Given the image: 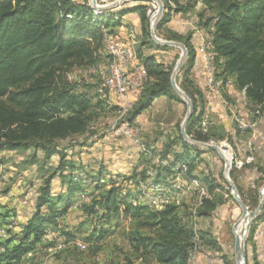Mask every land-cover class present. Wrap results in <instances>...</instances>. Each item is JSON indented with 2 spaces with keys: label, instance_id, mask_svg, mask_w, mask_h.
Here are the masks:
<instances>
[{
  "label": "trees",
  "instance_id": "trees-1",
  "mask_svg": "<svg viewBox=\"0 0 264 264\" xmlns=\"http://www.w3.org/2000/svg\"><path fill=\"white\" fill-rule=\"evenodd\" d=\"M165 2L169 10L163 14L156 30L160 32L164 29L167 34L165 39L181 41L187 51L180 75L176 78L178 86L192 102L193 112L187 122L186 133L189 136L193 134L192 131L205 134L197 127L200 126L204 102L201 92L193 86L189 77L196 56L190 36L180 35L166 28L171 19V10H174L169 2L176 4V12L187 11L200 3L202 11L198 13V17L203 19L200 20L201 27L210 34L208 53L218 90L220 84L225 85L231 80L234 88L252 106L251 112L260 106L259 112L262 115L264 0H186L185 5L179 4L178 0ZM132 12L139 16L141 32L136 33L137 39L140 34L142 40L137 48V55L143 63L146 79L139 85L135 98H130L132 108L124 117L129 122L150 108L157 98L165 97L181 102L170 84L172 66L159 62L153 55L142 54L145 48L151 47V42L147 39L149 23L145 5H125L115 11L95 13L86 1L0 0V152L30 149L43 152L44 160L40 169H44L45 163L52 156L58 157L57 165L44 177L43 184L38 189L35 210L31 217L21 224L18 232L10 233L9 238L0 241V264H21L24 255L36 250L45 235V229L57 227L58 220L69 210L72 198L82 190L81 184L73 182L79 169L82 170V177L85 173L86 178L93 179L92 187L98 191L96 198L86 209L95 226L84 237L85 242H97L103 234L112 231L111 223L114 222L112 224L117 227L119 215L122 213L133 222L128 235L130 243L141 258H152L154 264H189L195 249L201 244L215 246V242L206 238L204 232L198 235L191 226L187 228L181 223L177 204L167 203L156 208L152 204L137 200L128 201L126 194H123L124 186L116 185L111 176L103 175L104 182L101 179V170L93 175L84 171L82 166L74 165L63 146L71 139L84 135L93 119L94 109L103 106L98 102L94 103L91 94L76 91V84L69 82L66 77L67 72L72 67L96 64L100 60L105 35L111 39L118 38V29L123 27V17ZM206 12L209 14L205 16ZM155 48L170 49L168 46ZM104 102L103 99L102 103ZM115 109L119 112V105ZM252 119H255L254 115ZM199 137L208 139L205 135ZM211 137H215L214 132H211ZM87 143L84 145H88ZM177 145H181V150L174 149ZM69 146L68 144L67 147ZM160 152L159 159H166L168 163L164 166L158 165L157 173H167L175 163H183L187 165V176L184 177L186 181L198 180L201 176L196 173V152H191L190 146L180 136L168 138ZM33 161L34 159L30 164ZM257 171L260 173L259 179L264 180V168L258 166ZM146 173L144 169L140 177L138 176L139 182L148 178ZM55 176H59L66 184L63 196H54L51 191ZM130 177L131 180L138 178ZM201 184L209 195L219 187L209 174L203 175ZM104 186L107 190L100 192ZM237 189L240 192L239 187ZM93 193L95 192L90 196ZM240 197L243 199L242 195ZM61 201L64 204L60 206ZM216 207L212 195V198L202 197V203L195 213H192V209L190 211L194 215L206 216ZM262 220L264 200L254 223ZM144 229H150L153 234H145ZM65 235L69 240L77 238L75 232H65ZM196 237L199 243H192L197 240ZM252 260L257 264L254 256ZM223 262L231 264L227 260Z\"/></svg>",
  "mask_w": 264,
  "mask_h": 264
},
{
  "label": "rangeland",
  "instance_id": "rangeland-1",
  "mask_svg": "<svg viewBox=\"0 0 264 264\" xmlns=\"http://www.w3.org/2000/svg\"><path fill=\"white\" fill-rule=\"evenodd\" d=\"M112 1L114 0H106L104 2L109 3ZM165 1L166 0H161L164 5V11L158 19V22L163 17L165 11L169 10L165 6ZM79 2H82V0H79ZM183 2L186 3V0H178L179 4H183ZM86 3L89 5V2ZM129 3H134V1L130 0L114 9H110L109 11L118 10L120 8H123L125 5L129 6ZM152 4V2H147V4L145 5L146 13L149 9L151 11H154ZM169 5L174 8V10L170 9L171 13L175 14L176 4L174 2H171V4ZM201 11L202 6H199L196 9L194 8L192 15L197 17L198 13H201ZM206 14L209 13L206 12L205 16ZM149 18L150 17H148V23ZM158 22L156 23V26ZM195 22L196 21L192 22V26L194 28H196L197 26ZM156 26V36L159 39L167 40L164 38L165 35L167 36L165 30L163 29V31L161 30L159 32V30H156ZM128 28L130 29L126 32L125 35L127 48H131L137 51V48L142 40V36L139 34V37L136 41L135 32L137 31L132 27ZM131 31H133L134 33ZM140 32L141 30L139 31V33ZM148 32L149 37L147 39L150 40L151 47L145 48L142 51V54L153 55L159 62H163L164 64L172 66L173 68L181 54V50L179 48L171 46H168L170 48L168 50H157L155 46L164 45L156 43L154 41V39L150 35L149 24ZM123 37V34L118 35L119 39H122ZM177 42L182 43L181 41ZM101 62L102 61L100 58V60L93 66L72 67L69 69L66 75L69 82H71L72 84H76V91L84 93L87 92L88 94H91L90 96H92L91 98L93 99L94 103L98 102L99 105H103L94 109L93 119L89 123L87 132L84 135L77 136L74 139H71L68 143L63 144V146L66 148L67 157L73 161L76 157H78V155L81 154L82 151L84 152L85 143H94L98 139H102L104 136L109 137V135L114 136L115 138L113 130L120 125L121 120L122 125H132L133 123H136V120H133L131 122H127L126 120H124V113H122V111L120 110L118 112L117 109H115V106L119 105L121 102L112 93H108L106 90H104V87L102 86V82H100L98 75H92L90 73L89 69H97L94 67ZM184 62L185 59L182 63V66ZM181 68L178 70L176 78L179 77ZM139 78L142 80L140 81L136 75L132 76V83L134 82L133 85H135L136 88L132 91H129V93L127 94V98H130V94L138 89L139 85L146 79V76L144 77L143 74H139ZM217 83L219 85L218 81ZM178 97L180 98L181 102L171 101L169 99H160L152 109L146 111L143 114V119L137 121V124H135L138 127V135H136L133 139L123 137L122 135H119L118 137L116 136L117 138L115 139L116 142H118L117 146H119L117 149L118 151H120V149H125V153L128 151V149H130L129 146H131V148L135 147L133 151L129 152V157L126 159L127 161H132V163L134 162L136 164L133 165V168L135 169L128 170L129 174H126L124 176H139V173L141 174L143 168L147 171L146 175L148 177L144 182H139V178H137L136 180H131L132 177H130L126 180V178L123 179V177H121L122 181L127 182L124 183V185L128 184L129 193L126 194V197H128V201L137 200L141 203L152 205L154 204L153 207L156 208H161V206L167 203L177 204V212L179 213L181 223L187 228L191 226L193 230H196L199 233L198 235H200V232H204L207 236L206 238L210 239L212 242H215L214 247H208V251H211L213 254L212 259L220 256L223 260H227L231 264H236L234 254L233 227L235 228L241 220L242 211L238 203L234 200L231 194L229 183L226 181L224 159L221 158L217 154V152L210 146H206L205 144H214V146H217L220 151H227L228 155L226 154V160H228L229 158L232 162V170L228 174V178L236 185V187L238 185L237 177L242 174L244 168L251 167L253 169H256L257 171L254 154L252 151H250V149L252 148L251 146L248 147V151L245 153V156H247V154L249 153H252V156L254 157V160H252L253 162L245 164L242 168L237 169V167L234 166V162H238V159L245 158V156L241 157L238 154L239 152L241 153V146L230 137L228 131H224V129L218 128L216 126L213 127L214 124L216 125V123H214L215 118H213L207 110L211 122L209 129L206 132H203L205 134H199L195 133L196 131H192L193 134H191L190 138L194 141H197V143L194 145L188 144L190 146L191 152H196V173L201 175L199 176L200 180L198 179L200 183L196 179H192L191 181H189L190 183L185 179L183 180L184 176H187V174L185 173L187 171H184V166H187L186 164H183L184 166H182L180 165V163H175V166L173 165L172 167H170V171L167 173L163 171L157 173V171H154V169H156L157 166L160 165V162H162L161 166H164L168 163L166 159H163L164 161H161L159 159L161 155L160 149L164 142L171 136L175 137L177 135L181 137L180 125L183 121V118L185 117L187 106L182 101L179 95ZM103 99L106 102H104L105 105L102 103ZM203 107H205L204 104L202 106L201 119H203L205 112L203 110ZM236 109L237 108H234V106L232 105L229 110L226 109L228 111L227 120L229 119L231 128H234V130H237L242 135L249 134L252 136L254 132L250 129H246L244 131L238 130L236 121H234L235 118H239L244 121H249L250 119L245 120L243 118L244 116L237 111L238 109ZM197 127H200L201 131H203L201 126L197 125ZM255 130H257V127L255 128ZM211 132L215 133V137H211ZM194 134L198 137H195ZM200 135L201 137H203L204 135L208 136V139L206 140L204 138H200ZM135 138H138V141H136ZM109 139L112 140L111 138H108L106 139V141H109ZM210 140L213 141L212 144L208 143L210 142ZM182 141L185 142L183 139ZM224 141L226 143L224 149L220 147L218 143H214ZM125 143L127 145H125ZM68 144L70 145L69 147H67ZM174 149L177 151L181 150V145H177V148L174 147ZM108 151L112 153L115 152L113 147ZM33 159L34 163L30 164V161ZM43 160V152L33 151L32 149L28 151L16 150L0 152V241L7 239V235L10 236V233L18 232L20 230L21 224L26 222V220L31 217L32 213L34 212L38 189L43 184L44 177L47 176V174L50 173L57 165L58 157L52 156L45 163L46 165L44 166V169H40V164L43 163ZM104 160L105 159L103 158L99 160L101 163L99 161L81 162V159L76 160L75 162H79L76 163V165L78 164L82 166L84 171L88 172L89 174L96 175L99 173L98 171L108 167L107 165H104ZM106 160H108V162H111L112 156L107 157ZM128 164H130V162H128ZM180 166H182V168H179ZM88 170H90L91 172H89ZM185 170H187V167ZM81 171V169L78 170L75 178L73 179V182L81 184L82 190L78 191L72 198L69 210L63 217L58 220L57 227L52 226L45 229V234L46 231L53 230V234L50 236V239H45L44 235L36 250L23 256L21 264H154L152 258H141L139 256V253L136 252L133 245L130 243L128 235L132 230L133 222L132 220H125L124 216H121V218H119L118 226L115 229H112L113 231H111L110 234H103V236H101L97 240V242L94 240H89L87 243L83 240L85 236L89 235L92 232V229L95 226V223L89 219L86 213V209L90 205L91 201L96 198L98 191H95L92 187L93 184H91V180L93 179L86 178L85 173L82 177ZM105 171L107 170L105 169ZM177 171H180L179 174L180 176L183 175V178L181 177V180L177 179L176 181V179H174L171 175L172 173H178ZM123 172L127 173L126 171ZM101 173V179L105 182L103 175H106V177H109L110 175L105 174L104 172ZM120 173H122V171ZM204 174H209L210 177L214 179L215 184L219 185V187L213 191V194L209 195L205 187L201 184V180ZM257 174V178L255 179V181H252V183L249 185V188H242L238 185L240 189V192L238 193L239 195L241 193L243 201L245 199L244 203L249 210H255V208L257 207L260 197V189L264 184V180L262 178L259 179L260 173ZM156 175H158L159 177L156 178ZM193 180H196L199 184V187L204 190V195L200 194L201 191H198V188L196 186L191 185ZM160 181H163L164 184L167 183V185L170 183L168 186H172H160L154 189V184H158ZM152 182L155 183L151 185ZM102 189L103 190L100 192H104L105 190H107V187L104 186ZM51 191L54 196H63V193L66 191V184L60 180L59 176H55L52 180ZM93 191L95 193L92 194V197L90 195ZM159 192L161 193V195H163L161 200V195ZM154 194L156 197L154 196ZM212 195H214V200L217 204V207L209 215L200 216L197 214H191L190 209H192V213H195L196 208L201 205L202 197L212 198ZM63 204V201L59 203L60 206ZM149 207L151 208V206ZM254 226V221H251L249 223V229L245 239L246 264H252L251 258L253 257V255L251 252V247L254 241L249 237L250 232L252 228H254ZM14 227L18 228V230H14ZM65 232H75L77 233V238H72L69 240L65 235ZM143 232L145 234H153L150 229H144ZM256 233L257 232H255L253 235H256ZM261 233L256 236L262 235ZM195 239H197V237ZM77 242H80L82 245H84V247H78ZM203 246H205V244ZM257 260L258 259L256 257V261ZM194 262L196 263V260Z\"/></svg>",
  "mask_w": 264,
  "mask_h": 264
},
{
  "label": "crops",
  "instance_id": "crops-1",
  "mask_svg": "<svg viewBox=\"0 0 264 264\" xmlns=\"http://www.w3.org/2000/svg\"><path fill=\"white\" fill-rule=\"evenodd\" d=\"M74 1L78 2L79 0H74ZM183 3L185 5V2H183ZM138 4L146 5L147 2H143V1L134 2V3H129V6L128 5H126V6L131 7V6L138 5ZM199 6H201L200 3H197V5L194 8L196 9ZM194 8H190L184 12L183 11L176 12L175 14L171 13L172 14L171 19L166 24V28L175 31V32L179 33L180 35H187L188 34L190 36V42L195 49L196 56H195L194 64H193V67L190 71L189 77L193 83V86L198 91L201 92L203 102H204V106H205V107H203V110L204 111L208 110L209 113L211 114V116L213 118H215L214 123H216V125L214 124L213 127L216 126L218 128L224 129V131L229 132L230 137L234 141L239 143V145L242 148L241 153L240 152L238 153L241 157L245 156V153L248 151V147L251 146L252 149H250V151H252L254 154L256 168H257V166L264 168V112H263L262 116L259 118V121L257 124V130L253 131L254 133L252 134V136L249 134L248 135L247 134L242 135L237 130H234V128H231L230 121H229V119L227 120V118H228V111L227 110H229L231 105L234 106V108L238 109V110L237 109L236 110L241 115L244 116L243 118L245 120L252 119V116H253L252 112H251L252 107L246 101L243 94L238 92L234 88V85L232 84L231 80L228 81L225 85L220 84L219 90L216 92L217 94L214 92H211L206 87V82L208 80V74H207L205 68L203 67V63L201 62V60L199 58L198 48H199L201 40L209 39L210 34H209L208 30L201 27V25H200V20H203V19H200V17H198V16L195 17L194 15H192ZM193 21H196L195 22V24L197 25L196 28L198 27V29H194V27L192 26ZM122 23H123V27L122 28L120 27L118 29L120 35L123 34L125 36L126 32H127L126 29H128V27L134 28L139 33L140 21H139V16L136 12L128 13L127 15H125L123 17ZM131 32H133V31H131ZM135 34H136L135 37H136V41H137V33L135 32ZM216 80H218V79H216ZM218 81H220V80H218ZM137 91H138V89L136 91H133L130 94L131 99L135 98ZM160 99L163 100V99H167V98L160 97V98L155 99L152 106L150 108H148L147 110H145L144 112H142L135 119L136 122L142 120L143 114L146 111H148L149 109H152L156 105L157 101H159ZM171 101H173V100H171ZM108 138H111L112 140L109 139V141H106V139H108ZM115 138H117V137L115 136ZM115 138H114V136L109 135V137L104 136L102 139L100 138L94 143L89 142V144L84 147V152L82 151L81 154L78 155V157H76L74 161L72 160L73 164L75 165L76 163H79V162H75L76 160H79V159H81V162L82 161L83 162H90V161L97 162L103 158V159H105L103 162L104 165H107L108 167L105 168L107 171H105V169L103 168L104 170L101 169V172H104L105 174L110 175L113 178V180L119 182V184H121L123 186L124 181L123 182L120 181L121 177H123V179L126 178V180H127V178L130 176L126 177L124 175L129 174L128 170H130V169L134 170L135 169V168H133L134 167L133 165H136V164L134 162L132 163V161L126 160L129 157L128 156L129 152L133 151L135 147L131 148V146H129L130 149H128V151L125 153H124L125 149H120V151H118L117 149L119 146H117L118 142H116ZM171 138H174V136H171ZM125 145H127V144L125 143ZM112 147L115 150L114 153L108 151V150H111ZM162 148H163V145H162L161 149ZM175 148H177V146H175ZM136 149H137V147H136ZM111 156H112V160H111V162H108L109 158H108V160H106V159H107V157H111ZM247 156H251V157H247ZM247 156H245V158H244V159H246V161H252L253 160L252 154H247ZM87 159H89V160H87ZM128 162H130V164H128ZM143 170L144 169L142 168V171ZM121 171H122V173H120ZM123 171H126L127 173H125ZM142 171H141V174H142ZM257 173L258 172L256 171V169H253L251 167L244 168L242 171V174H240L237 177L239 187L249 188V185L252 183V181H255V179L257 178V175H258ZM141 174L139 173V175H141ZM136 177H138V175ZM238 185H237V187H238ZM121 216H124V215H122V213H120L119 218H121ZM124 218H125V220L130 221V217L124 216ZM112 223H114V222H112ZM112 223L110 225L111 226L110 229H115L116 227ZM13 229L16 231L18 230V228H15V227ZM253 230H254V233L255 232H262L261 233L262 235H259V236L253 235L252 239L254 242H253V245L251 247V252H252V255L255 257V261H256V257H257V259H258L256 261L257 264H264V220L259 221V222H255V226H254ZM110 232L108 234H110ZM7 238H9V235H7ZM200 247H205V248L209 247L210 248L211 246L206 245V244H205V246H203L201 244L197 249H195L193 256H192L193 264H196V263L197 264H224V262H223L224 260L220 256H217L216 258L212 259V261L210 263H207L205 261V253L203 250H200ZM212 257H213V254H212ZM195 260H196V263L194 262ZM251 262H252V264H254L252 258H251Z\"/></svg>",
  "mask_w": 264,
  "mask_h": 264
},
{
  "label": "built area",
  "instance_id": "built-area-1",
  "mask_svg": "<svg viewBox=\"0 0 264 264\" xmlns=\"http://www.w3.org/2000/svg\"><path fill=\"white\" fill-rule=\"evenodd\" d=\"M116 1H119V0H116ZM82 2H85V0H82ZM82 2H79V3H82ZM86 2H90V0H86ZM107 3L108 2H104V0L103 2H97V4L99 5H106ZM109 3H112V2H109ZM152 7L154 8V11H155L156 5L152 4ZM154 11L153 10L151 11L150 9L147 10V13H146L147 16L150 17ZM194 29H198V27ZM208 43H209V39L201 40L199 48H198V52H199V58L201 62L203 63V67L205 68L208 74V80L206 82V87L211 92H214L213 86H211L209 82V66L211 65V59H210V54L208 53ZM103 50H105V60H102V62L98 65L97 69H89V70L92 75H98L100 82H102V86L104 87V90L108 91V93L109 91H118V98H120L121 101L124 103V116L123 117H125L126 114H128V112L132 108V102L129 98H127L128 97L127 94L129 93V91H132L136 88L135 85H133L134 82L132 83V76L136 75L138 79L141 81L142 79L139 78V70H143V69L138 68L136 65V58L138 57L137 51H132L129 48H127L126 36H124L122 39H119V38L111 39L106 36V44ZM116 50H124V59L121 60V63H113V56L116 53ZM253 111H256L255 119L244 121L239 118H236V125H237L238 130L240 131H244L246 129H250L252 131L255 130V128L257 127L259 118L262 115H258L257 108L254 109ZM135 124H137V122L133 123L132 125H122V120H121L120 125L113 130V134L117 137L119 135H122L123 137L133 139L136 135H138V127ZM210 125H211V122H210L209 114L207 111H205L204 120L201 121L200 126L203 130H208ZM135 140L138 141V138H135ZM249 154H252V153H249ZM253 160H254V157H253ZM252 162L253 161H246V159H238L237 169H240L245 164H249ZM160 165H162V162H160ZM156 170L157 169H154V171ZM88 171L91 172L90 170ZM172 177L176 179L177 181V174H172ZM117 183L119 184V182H116V185H118ZM124 183H127V182L124 181ZM127 193H129L128 184L127 185L125 184L123 187V194H127ZM160 200H161V196H160ZM259 233L261 232H257L256 235H258ZM52 234H53V230L46 231L45 239L49 240ZM192 243H199V240L197 239L196 241H192ZM200 250H203L205 253V261L207 263H210L212 261V252L208 251L209 249L205 247H200Z\"/></svg>",
  "mask_w": 264,
  "mask_h": 264
},
{
  "label": "water",
  "instance_id": "water-1",
  "mask_svg": "<svg viewBox=\"0 0 264 264\" xmlns=\"http://www.w3.org/2000/svg\"><path fill=\"white\" fill-rule=\"evenodd\" d=\"M128 1H130V0H119V1H115L112 3L106 4V5H98L96 0H90V4L93 8H97L100 11H107L110 9H114V8L118 7L119 5H122ZM132 1H134V2H141V1L152 2L153 4H155L156 10L153 12V14L149 18L150 35L152 36V38L154 39V41L156 43L162 44L164 46L176 47V48H179L181 50V54H180L178 60L176 61L175 65L172 69L171 75H170V84H171L174 92L181 97L182 101L187 106V111H186L185 117L183 118V121L180 125V135H181L182 139L185 142H187V144L194 145L197 143V141L192 140L190 138V136L186 133V124L189 121V119L192 115V112H193L192 102H191L190 98L186 95V93L180 89V87L178 86V84L176 82V74H177L178 70L181 68L182 63H183V61L187 55L186 47L184 46V44H182L180 42H177L174 40H162L156 36L155 26H156V23L158 22V19L160 18V16L162 15V13L164 11V5L161 2V0H132ZM205 145L210 146L213 150H215L217 152V154L221 158L224 159V161H225V177H226V181L229 183V186L231 188V194H232L234 200L240 206L241 211H242V216L248 219L247 229L244 233V238H240L238 235H236L234 232L235 228L233 227L235 262H236V264H238V262H241V264H246L245 239H246V235H247V232L249 229V223L251 221H255V219L257 218V216L261 212V209L263 206V200H264V184L262 185V187L260 189V197H259V202H258L257 207L255 208V210H249L248 207L245 205L244 201L242 200V198L240 197L236 185L228 178L229 177L228 174L232 170V162L230 161V159L228 158V160H226L225 156L218 149L217 146L208 145V144H205Z\"/></svg>",
  "mask_w": 264,
  "mask_h": 264
},
{
  "label": "bare ground",
  "instance_id": "bare-ground-1",
  "mask_svg": "<svg viewBox=\"0 0 264 264\" xmlns=\"http://www.w3.org/2000/svg\"><path fill=\"white\" fill-rule=\"evenodd\" d=\"M104 1H106V0H104ZM114 1H116V0H114ZM96 2H103V0H96ZM113 2V1H112ZM170 4H171V2H169ZM99 5V4H98ZM89 6L91 7V8H93L92 6H91V4H90V2H89ZM93 10H94V12L95 13H100V12H104V11H100L99 9H97V8H93ZM105 12H109V10H107V11H105ZM131 35V34H130ZM134 36V35H133ZM134 39H135V37H134ZM133 39V40H134ZM105 44H106V35H105V38H104V46H103V48L101 49V51H100V58H101V61L102 60H105V50H103L104 49V47H105ZM133 44V43H132ZM131 44V45H132ZM132 47V46H131ZM135 48V47H134ZM130 50H132V51H135L134 49H131V48H129ZM122 59H124V50H116V53L114 54V56H113V63H121V60ZM210 59H211V57H210ZM100 64V63H99ZM99 64H97L94 68H98V65ZM136 65H137V67L138 68H141V69H143V70H139V74H143L144 75V77L146 76V72H145V70H144V67H143V63L138 59V57L136 58ZM213 66H212V60H211V65L209 66V82H210V85L211 86H213V91H214V93H216L217 91H218V88H217V85H216V82H215V80H214V76H213ZM108 92V91H107ZM109 93H112L114 96H116V98L121 102L120 104H119V107H120V111H122V113H124V103L121 101V99L120 98H118V91H109ZM217 94V93H216ZM259 107L260 106H257L256 108H257V112H258V115H260V112H259ZM256 108H254V109H256ZM252 115H254L255 116V118H256V111H253V113H252ZM204 120V116H203V119H201V121H203ZM234 120V119H233ZM200 121V122H201ZM234 121H236V118H235V120ZM127 122H129V121H127ZM203 130V129H202ZM207 130H203L202 132H206ZM208 143H213V141H211L210 140V142H208ZM214 143H218V145L220 146V147H222V148H224L225 147V141L224 142H214ZM230 146V145H229ZM226 150V149H225ZM222 153H223V155L225 156V158H226V154L228 155V153L226 152V151H221ZM178 164V163H177ZM234 166L235 167H237V165H238V162H234ZM180 165H182V166H184L183 165V163L182 164H180ZM179 166V165H178ZM182 166H180L179 168H182ZM186 167L187 166H184V171H187V170H185L186 169ZM182 171V170H181ZM174 172V171H173ZM178 172V171H177ZM180 172V171H179ZM179 172L178 173H173V174H177V179L178 180H181V177L183 178V175L182 176H180V174H179ZM186 174H187V172H185ZM172 176V175H171ZM171 176H169V177H171ZM185 177V176H184ZM167 178H168V176H167ZM183 180H184V178H183ZM182 180V181H183ZM168 181V180H167ZM191 181V180H190ZM198 181V180H197ZM196 180H193L192 181V184L191 185H193V186H196L198 189V191H201V193L200 194H204V190L201 188V187H199V184H198V182H197ZM189 182V181H188ZM187 183V182H186ZM190 183V182H189ZM200 183V182H199ZM170 184V183H169ZM168 184V185H169ZM149 185V184H148ZM167 185V183L166 184H164L163 183V181L161 182H159L158 184H154V189L155 188H158V187H165V186H167V187H171L172 185H170V186H168ZM178 186V185H177ZM187 187V186H186ZM190 187V186H189ZM191 188H193V187H191ZM196 189V188H195ZM196 190V191H197ZM149 191H150V189H149ZM156 191V190H155ZM162 191V190H161ZM151 193H153V192H151ZM155 193V192H154ZM160 193V192H159ZM156 194H158V193H156ZM169 194V193H168ZM160 195H161V193H160ZM165 195V194H164ZM154 196H155V194H154ZM162 196L163 195H161V198H162ZM166 196V195H165ZM156 197V196H155ZM155 197H153V198H155ZM168 197V196H167ZM159 199V198H158ZM163 200V199H162ZM153 202V201H152ZM202 203V202H201ZM159 204V203H158ZM247 223H248V219L247 218H245V217H243L242 216V218H241V220L239 221V223L236 225V227H235V230H234V232H235V234L236 235H238L240 238H244V233H245V231H246V229H247ZM77 246L78 247H80V248H83L84 247V245H82L80 242H77ZM190 259V258H189ZM189 264H193V259H192V257H191V259H190V262H189ZM238 264H241V262H238Z\"/></svg>",
  "mask_w": 264,
  "mask_h": 264
}]
</instances>
